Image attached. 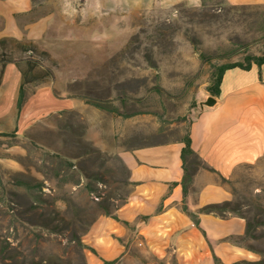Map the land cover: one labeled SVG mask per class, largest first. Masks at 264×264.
Wrapping results in <instances>:
<instances>
[{"label": "rangeland", "instance_id": "rangeland-1", "mask_svg": "<svg viewBox=\"0 0 264 264\" xmlns=\"http://www.w3.org/2000/svg\"><path fill=\"white\" fill-rule=\"evenodd\" d=\"M27 1L0 0V62L18 66L24 90L0 133V264H87L83 235L129 192L116 130L137 114L150 139L183 138L214 66L264 53V5L154 7L112 30L98 18L118 14H90L88 0ZM226 183L232 198L217 213L252 224L239 242L264 264V156ZM112 261L175 264L133 247Z\"/></svg>", "mask_w": 264, "mask_h": 264}, {"label": "crops", "instance_id": "crops-1", "mask_svg": "<svg viewBox=\"0 0 264 264\" xmlns=\"http://www.w3.org/2000/svg\"><path fill=\"white\" fill-rule=\"evenodd\" d=\"M224 1L229 5H264V0ZM48 4L63 9L73 6L68 0H48ZM87 4L90 14L114 9L110 12L118 17L98 18L99 26L113 30L120 27L121 14L128 19L137 12L176 4L196 8L201 0H88ZM7 77L15 79L10 87L4 81ZM21 79L17 65L0 62V133L14 127ZM7 88H11L9 92ZM208 96L215 102L200 108L199 103ZM198 97L187 133L192 150L207 168L187 165L190 181L185 192L181 138L150 139L136 127L137 114L128 116L126 124L131 127L124 123L116 130L121 141L116 154L127 171L129 192L112 214L100 215L83 235L89 248L87 264L112 261L131 247L144 255L172 258L175 264H244L257 259L254 251L239 242L245 235L244 217L200 209L229 202L232 193L226 181L264 156V62L251 63L248 69L225 70L220 94L213 96L204 89ZM188 212L196 215L198 225Z\"/></svg>", "mask_w": 264, "mask_h": 264}, {"label": "trees", "instance_id": "trees-1", "mask_svg": "<svg viewBox=\"0 0 264 264\" xmlns=\"http://www.w3.org/2000/svg\"><path fill=\"white\" fill-rule=\"evenodd\" d=\"M236 6V5H232ZM199 57L201 60H207V56L204 53H200ZM264 62V53L261 55H245L243 58V61H229V62H223L218 65L214 66V70L210 74V80L208 84L206 85V91L213 95V96H218L220 94V82L222 75L225 70L234 68V67H239L243 69H248L251 65V63H255L257 65H260ZM24 100V90L22 87V84L19 87L18 91V98H17V103H16V108L18 111H20L22 103ZM96 107H101L97 102L92 103ZM183 142V147L181 149V159L183 162V170H184V177H183V192L186 191V185L187 182L190 181V175L188 174V169L187 165H193L196 166L195 168L198 167H205L207 166L201 161V159L195 154V152L192 150L191 145H190V138L188 133H186L183 138H181ZM228 204L227 202H224L222 204H210V205H205L203 206L200 211L203 212H221L224 211L225 205ZM183 209L187 211V208L183 206ZM191 218L193 219V222L198 225V221L196 219V215H194L191 212H188ZM241 216V215H240ZM244 217V216H242ZM245 218V217H244ZM252 224L246 220V229H245V235L241 240L245 238L246 235H249L251 230H252ZM113 261H104L103 264H111ZM262 261H243L244 264H260Z\"/></svg>", "mask_w": 264, "mask_h": 264}, {"label": "water", "instance_id": "water-1", "mask_svg": "<svg viewBox=\"0 0 264 264\" xmlns=\"http://www.w3.org/2000/svg\"><path fill=\"white\" fill-rule=\"evenodd\" d=\"M215 102V98L212 96H208L204 101L199 103L200 108L203 106H211Z\"/></svg>", "mask_w": 264, "mask_h": 264}]
</instances>
